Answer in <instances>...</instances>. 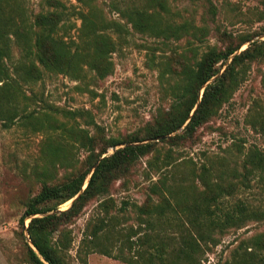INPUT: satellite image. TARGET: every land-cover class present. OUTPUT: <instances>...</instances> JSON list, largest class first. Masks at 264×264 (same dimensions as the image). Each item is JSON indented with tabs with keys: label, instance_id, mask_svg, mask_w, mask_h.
<instances>
[{
	"label": "trees",
	"instance_id": "1",
	"mask_svg": "<svg viewBox=\"0 0 264 264\" xmlns=\"http://www.w3.org/2000/svg\"><path fill=\"white\" fill-rule=\"evenodd\" d=\"M23 1L0 0V119L5 126L19 120L33 126L39 124V128L51 133L59 129L65 132L63 121L52 114L49 116L51 122L31 121L33 116L27 113L29 105L25 102L21 106V102L37 101L40 97L25 94L21 82L40 80L44 73H61L78 79L84 66L103 77L111 67L106 56L116 48L111 33L124 39L128 32L126 23L136 32L162 38L163 43L183 36L202 43L207 34L204 25L172 23L166 17L169 12L167 0H147L145 5L125 7L111 1L110 7L125 23L108 19L94 0H78L83 8L73 11L60 0H48L46 9L30 14L22 5ZM209 11L214 15L217 8L210 4ZM72 15L80 19L77 39L68 35L75 26L70 22ZM254 16L262 22L259 33H264V0ZM217 32L223 47L207 44L201 53H198V47L190 49L194 54L192 59L183 58L178 63L180 73L175 82L174 100L141 135L124 141L101 140V147H96L92 136L77 135L75 140L89 151L86 168L59 182L49 181L52 177H46V167L40 173L46 179H41L40 190L26 203L20 218L21 235L26 240L31 264H72L67 253L69 233L60 226L79 215L87 200L106 195L114 180L128 174L135 161L149 152L155 143L143 141L155 137H161L159 140L163 141L178 130L191 136L197 127L229 102L245 79L248 61L264 57V39L250 42L254 34L234 37L219 29ZM246 42L249 45L239 50ZM12 45L18 47L21 57L14 73L8 65ZM250 118L252 130L263 138V147L250 146L243 153L240 168L231 169L229 177L226 178L223 171L214 173L203 167L200 183H197L188 175L175 178L173 173L166 172L150 183L148 199L142 204L123 201L111 213L112 199H103L99 203L102 216L97 214L88 220L77 246L78 262L88 264V255L98 252L128 264H202L210 246L217 244V234L244 227L248 221L263 220L264 209L248 206L241 199L229 200V196L246 186L248 178L260 177L264 181V110ZM118 144L125 145L104 155L108 147ZM46 147L50 163L55 159L61 164L70 162L52 138L48 139ZM95 163L97 165L92 169ZM155 164V161L148 162L150 166ZM78 193L67 209L57 210L59 204ZM130 209L135 213L137 224L121 222ZM26 218L30 219L24 229ZM57 230L60 236L54 238ZM224 264H264V231L242 240L240 249Z\"/></svg>",
	"mask_w": 264,
	"mask_h": 264
},
{
	"label": "rangeland",
	"instance_id": "2",
	"mask_svg": "<svg viewBox=\"0 0 264 264\" xmlns=\"http://www.w3.org/2000/svg\"><path fill=\"white\" fill-rule=\"evenodd\" d=\"M47 1L24 0L22 5L28 14L37 13L47 8ZM60 1L72 11L83 8L78 0ZM111 1L125 7L145 5L147 0H94L108 19L125 23L116 10L110 7ZM262 1L167 0L169 12L166 17L172 23L189 22L197 27H207L204 42L183 36L179 40L170 39L163 43L162 38L136 32L126 23L128 32L124 39L111 33L116 48L106 56L111 67L103 77L84 66L78 79L61 73H44L40 80L21 82L25 94H37L40 97L37 101H20L21 106L25 102L29 105L27 113L33 116L31 121L51 122L49 116L53 115L63 121L66 129L65 132L59 129L51 133L39 128V124L33 126L16 120L5 126L0 119V264H31L26 240L21 235L20 218L26 203L40 190L42 178L46 179L50 175L51 182L65 181L86 168L89 151L75 140L76 136H92L96 147H101V140L114 138L124 141L141 135L159 113L170 107L180 73L178 63L183 58L192 59L194 54L191 48L198 47V53H201L207 44L223 47L218 38V29L234 37L254 34L250 42L264 39V33H259L262 22L254 16V12L262 8ZM210 4L217 8L214 15L209 11ZM70 22H74L75 26L68 35L77 39L80 19L72 15ZM248 45L249 42L242 44L239 50ZM11 48L8 65L14 73L21 57L18 47L12 45ZM261 109L264 110V57L248 61L245 79L229 102L224 103L210 120L197 127L191 136L183 135L178 130L163 141H143L155 143L149 152L135 161L128 174L114 180L106 195L87 200L79 215L60 226V229L69 233V261L80 264L76 258L77 246L88 220L97 214L102 216L99 203L103 199H112L111 213L123 201L142 204L148 199L150 183L166 172L173 173L175 178L188 175L197 183H200L199 174L203 167H208L214 173L223 171L225 177H229L231 169L240 168L243 153L250 146L263 147L262 136L250 126V117ZM170 136L175 139L169 140ZM49 138L55 145L61 146L70 162L61 164L55 159V162L50 163L46 149ZM117 147L121 145L108 147L104 155L111 154ZM149 161H155L156 164L150 166ZM45 167L48 173L46 177L40 174ZM239 199L248 206L264 209V181L260 177L248 178L245 187L229 196L230 202ZM70 203L69 200L59 204L57 210L67 209ZM28 221L29 218H26V225ZM122 221L127 225L137 224L131 209ZM262 231L264 219L248 221L244 227L230 228L217 234L218 242L210 246L203 256L202 264H224L237 253L242 240ZM24 234L27 237V233ZM53 235L59 238L60 231H55ZM88 264L128 263L94 252L88 255Z\"/></svg>",
	"mask_w": 264,
	"mask_h": 264
},
{
	"label": "water",
	"instance_id": "3",
	"mask_svg": "<svg viewBox=\"0 0 264 264\" xmlns=\"http://www.w3.org/2000/svg\"><path fill=\"white\" fill-rule=\"evenodd\" d=\"M242 50V49H241ZM214 78V77H213ZM212 78V79H213ZM211 79V80H212ZM199 99H200V97H199ZM195 108H196V106H195ZM194 108V109H195ZM194 109L192 110V112H191V114L190 115H192V113H193V111H194ZM161 137H155V138H152V139H150V140H154V141H156V140H159ZM124 146L125 144H118V146ZM96 165H97V163H95V165L93 166V168L92 169H94L95 167H96ZM92 172V171H91ZM85 186H86V183L84 184V186L82 187V190L85 188ZM79 195V193L75 196V197H73L72 199H70V202L72 203V201L77 197ZM70 203V204H71ZM30 219V218H29ZM26 227H27V225L26 224H24V226H23V228L24 229H26ZM27 237H28V234H27ZM31 247L36 251V249L31 245ZM44 261V260H43Z\"/></svg>",
	"mask_w": 264,
	"mask_h": 264
}]
</instances>
